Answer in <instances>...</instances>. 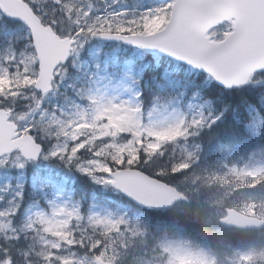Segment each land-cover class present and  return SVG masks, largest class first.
<instances>
[{"label":"snow or ice","instance_id":"6c2138e0","mask_svg":"<svg viewBox=\"0 0 264 264\" xmlns=\"http://www.w3.org/2000/svg\"><path fill=\"white\" fill-rule=\"evenodd\" d=\"M245 153L264 0H0V264H125L151 191Z\"/></svg>","mask_w":264,"mask_h":264},{"label":"trees","instance_id":"16d2710c","mask_svg":"<svg viewBox=\"0 0 264 264\" xmlns=\"http://www.w3.org/2000/svg\"><path fill=\"white\" fill-rule=\"evenodd\" d=\"M262 158L264 160V157ZM188 174L189 172L184 177H178L179 182L176 183V189L188 199L186 204L170 211L140 213L150 215L153 225L160 223L162 227L160 230L153 228L145 239L143 237L138 239L125 264H138L140 258L150 264L162 262L166 254L163 253L159 241L165 237L182 238L195 249L207 251L219 264H264V258L258 256L242 261H236L234 258L235 252L249 245L258 244L255 236H262L263 233L226 230L211 214L212 205L219 200L225 209L233 208L246 215L261 217L257 211L249 213L239 207V198L245 192L264 193V172L253 179L233 177L227 180H214L199 173ZM113 199L118 200V197ZM130 211L137 214L135 207ZM165 225L166 231L163 228Z\"/></svg>","mask_w":264,"mask_h":264},{"label":"rangeland","instance_id":"374dc122","mask_svg":"<svg viewBox=\"0 0 264 264\" xmlns=\"http://www.w3.org/2000/svg\"><path fill=\"white\" fill-rule=\"evenodd\" d=\"M46 0H38V3L43 6ZM263 154H257L254 158H249L248 154H244L243 160H237L233 167L236 171L231 169H224L217 167L213 162H207L200 167L194 168L188 175H196L199 173L205 174L214 180H227L229 178H253L260 175L264 168ZM231 163V162H230ZM212 205L211 214L218 220L225 216L224 204L217 200ZM182 206V205H179ZM178 207V206H177ZM239 207H242L249 213L257 211L261 215L260 218L264 219V193H242L239 198ZM146 236H143L145 239ZM258 244L249 245L234 253L236 261H242L258 256L261 259L264 258V232L262 236H255ZM162 247L163 253L166 254V258L158 264H219L218 260L210 255L207 251L201 249H195L192 245L182 238L171 239L165 237L159 241ZM230 261V259L228 260ZM138 264H150L139 260ZM223 264V263H220Z\"/></svg>","mask_w":264,"mask_h":264},{"label":"water","instance_id":"95a60500","mask_svg":"<svg viewBox=\"0 0 264 264\" xmlns=\"http://www.w3.org/2000/svg\"><path fill=\"white\" fill-rule=\"evenodd\" d=\"M140 190H144V186H140ZM151 198L158 201H166L169 198L174 200L170 206L162 207L159 209H153L150 212H159L161 210H170L176 204L187 203L188 199L178 192L176 189H159L153 190L150 193ZM225 217L219 220V224L225 229H233L238 231H261L264 230V221L258 218L248 217L244 214H241L233 209L225 210Z\"/></svg>","mask_w":264,"mask_h":264}]
</instances>
